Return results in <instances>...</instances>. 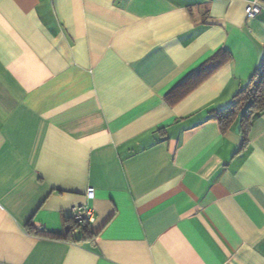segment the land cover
Returning <instances> with one entry per match:
<instances>
[{
    "label": "crops",
    "instance_id": "crops-1",
    "mask_svg": "<svg viewBox=\"0 0 264 264\" xmlns=\"http://www.w3.org/2000/svg\"><path fill=\"white\" fill-rule=\"evenodd\" d=\"M249 1L0 0V264H264V111L215 118L264 61ZM81 207L93 244L28 233Z\"/></svg>",
    "mask_w": 264,
    "mask_h": 264
},
{
    "label": "trees",
    "instance_id": "trees-1",
    "mask_svg": "<svg viewBox=\"0 0 264 264\" xmlns=\"http://www.w3.org/2000/svg\"><path fill=\"white\" fill-rule=\"evenodd\" d=\"M242 110H245V112L242 117L241 128L242 131L246 133L253 117L264 111V61L248 86L241 89L234 96L231 105L226 110L216 115L215 118L218 120L222 130L229 128L237 114ZM66 225L67 231L65 235L52 234L45 230H38L31 223L27 226V230L30 235L36 237H50L73 242L89 241L92 244L95 243L98 235L90 230L89 223L70 218L66 221ZM75 233H81V236L75 237Z\"/></svg>",
    "mask_w": 264,
    "mask_h": 264
},
{
    "label": "built area",
    "instance_id": "built-area-1",
    "mask_svg": "<svg viewBox=\"0 0 264 264\" xmlns=\"http://www.w3.org/2000/svg\"><path fill=\"white\" fill-rule=\"evenodd\" d=\"M264 5V0H250L249 4L246 7V15L249 18H254L258 16ZM94 189L90 188L88 190V197L89 198H94ZM76 220L81 221V222H86V223H94L95 222V217H94V212L91 209H88L87 207H81L76 209Z\"/></svg>",
    "mask_w": 264,
    "mask_h": 264
}]
</instances>
